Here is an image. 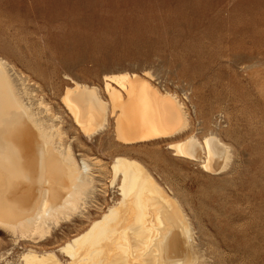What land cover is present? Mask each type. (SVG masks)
Instances as JSON below:
<instances>
[{
	"label": "rangeland",
	"instance_id": "1",
	"mask_svg": "<svg viewBox=\"0 0 264 264\" xmlns=\"http://www.w3.org/2000/svg\"><path fill=\"white\" fill-rule=\"evenodd\" d=\"M0 58L33 92L20 90L35 111L64 119V145L94 172L87 208L52 224L45 241L15 243L0 229V264L30 247L56 249L105 213L120 198L111 185L119 155L174 191L205 264H264V0H0ZM126 71L151 72L184 102L188 123L176 137L124 144L113 118L88 136L75 125L62 101L72 80L108 99L104 76ZM212 135L229 149L221 173L203 167L205 154L187 159L169 147Z\"/></svg>",
	"mask_w": 264,
	"mask_h": 264
},
{
	"label": "bare ground",
	"instance_id": "2",
	"mask_svg": "<svg viewBox=\"0 0 264 264\" xmlns=\"http://www.w3.org/2000/svg\"><path fill=\"white\" fill-rule=\"evenodd\" d=\"M153 79L149 71L107 74L108 99L100 87L72 80L63 105L87 136L113 118L116 137L124 144L166 141L187 125L188 114L178 95L160 90ZM16 83L0 58V229L10 232L15 243L38 244L50 236L52 224L87 208L94 172L64 145V119L50 107L35 111L28 104L34 97L26 102V90ZM43 105L40 99L37 108ZM169 147L187 159L202 160L205 154L202 165L210 172L221 173L229 159L228 147L214 135L204 143L192 136ZM111 168V185L120 198L105 213L58 248L26 247L10 264H205L174 191L136 159L116 156Z\"/></svg>",
	"mask_w": 264,
	"mask_h": 264
}]
</instances>
